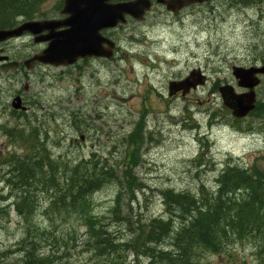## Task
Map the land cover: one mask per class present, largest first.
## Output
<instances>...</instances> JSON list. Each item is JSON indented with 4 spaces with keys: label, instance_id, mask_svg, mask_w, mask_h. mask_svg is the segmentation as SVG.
<instances>
[{
    "label": "rangeland",
    "instance_id": "rangeland-1",
    "mask_svg": "<svg viewBox=\"0 0 264 264\" xmlns=\"http://www.w3.org/2000/svg\"><path fill=\"white\" fill-rule=\"evenodd\" d=\"M61 1L42 4L41 19L58 17ZM107 35L116 44L108 62L0 71V158L20 152L5 130L31 126L42 134L52 156L62 162L72 165L93 158L116 166L123 158L129 133L137 123L145 126L134 169L142 186L132 200L123 195L115 213L117 184L92 194L85 210L61 217L45 214L46 196L38 194L35 218L29 226L51 239L65 240V245L59 242L60 248L43 249L45 255L52 253V264H110L113 259H108L107 252L98 255L88 244L87 218H94L110 240L125 243L141 225L165 215L162 191L197 195L202 185L212 191L227 160L244 167L262 163L264 158V116L251 113L242 120L232 118L218 92V87L229 85L236 94L243 93L232 68L259 66L264 60L262 0H210L177 16L153 3L142 21L127 19ZM0 48L9 57L25 59L45 45L23 36ZM192 69L205 75V85L185 92V97L174 90L168 94L169 81L184 79ZM17 92L32 102V110L13 118L10 102ZM255 93L256 105L263 107L264 77ZM5 172L0 164V209L9 211L8 219L0 215V253L5 254L0 263L14 264L17 253L8 251L16 249L23 223L13 209L14 192H18L6 185ZM255 249L251 240H245L219 255L206 254L203 261L259 264ZM110 256L121 258L117 264L135 263V255L123 248ZM140 261L146 262L144 257Z\"/></svg>",
    "mask_w": 264,
    "mask_h": 264
},
{
    "label": "trees",
    "instance_id": "trees-1",
    "mask_svg": "<svg viewBox=\"0 0 264 264\" xmlns=\"http://www.w3.org/2000/svg\"><path fill=\"white\" fill-rule=\"evenodd\" d=\"M46 1L0 0V29L14 27L19 19L43 18L39 16L40 8ZM256 107L255 113L262 118L264 106ZM4 134L20 151L0 158L6 169V185L18 192H14L13 209L23 223L16 249L8 251L17 253L14 264H52V253L45 255L43 249L60 248L59 242L65 245L62 237L51 239L44 231L29 226L35 218L38 194L46 196L48 206L44 213L61 217L85 210L92 194L108 184H117L112 209L115 213L119 199L123 195L134 199V193L142 186L134 171L143 140L140 123L129 133L123 158L116 166L101 164L93 158L72 165L62 162L52 156L42 134L31 126L5 130ZM261 160L262 163L254 162L246 168L226 163L215 180L214 191L204 189V185L197 195L162 191L166 217L141 225L125 243L110 240L94 218H87L88 244L98 255L107 252L108 259H113L110 264L121 262L120 257L110 256L119 248L133 253L135 264H208L209 261H203L206 254L219 255L228 246L251 240L259 264H264V158ZM0 215L8 219L9 211L1 208ZM0 257L4 262L5 254L0 253ZM141 257L145 263L139 260Z\"/></svg>",
    "mask_w": 264,
    "mask_h": 264
},
{
    "label": "water",
    "instance_id": "water-1",
    "mask_svg": "<svg viewBox=\"0 0 264 264\" xmlns=\"http://www.w3.org/2000/svg\"><path fill=\"white\" fill-rule=\"evenodd\" d=\"M65 0L61 13L67 15L64 20H40L27 21L13 29L0 30V43L12 38H19L27 33L34 37V43H47V46L39 54L34 55L27 62V69L34 62L54 67L71 66L78 59L87 57L110 58L114 43L104 39L100 35L103 29H113L125 24V16L141 21L143 15L150 8L149 0ZM207 0H155L157 4L165 5L168 11L174 14L185 6L201 4ZM107 48H103V44ZM6 58H1L0 61ZM29 64V65H28ZM16 63H10L6 67L14 70ZM232 74L238 80L237 85L247 89L244 94H235L230 86L219 89L223 104L235 118H242L254 109V88L260 83L257 75H264V65L260 68H233ZM196 77V78H195ZM198 76L190 78L178 84H170L169 94L172 91L183 89L184 93L189 88H195L203 83ZM21 105L19 97L12 101V108L18 109ZM25 110V109H23Z\"/></svg>",
    "mask_w": 264,
    "mask_h": 264
},
{
    "label": "flooded vegetation",
    "instance_id": "flooded-vegetation-1",
    "mask_svg": "<svg viewBox=\"0 0 264 264\" xmlns=\"http://www.w3.org/2000/svg\"><path fill=\"white\" fill-rule=\"evenodd\" d=\"M64 1L65 0H62V5H63V3H64ZM151 1V3L154 1V0H150ZM115 1H109L108 3L109 4H113ZM263 2H264V0H263ZM161 7V6H160ZM161 8H164V7H161ZM189 8V7H188ZM165 9V8H164ZM187 9V7H185V8H183V9H181L180 11H178L176 14H172V15H174V16H177V15H180V13L182 12V11H184V10H186ZM166 10V9H165ZM166 12L167 13H169L167 10H166ZM149 13V12H148ZM171 14V13H170ZM67 16L66 15H63V14H61V9L58 11V17H53V18H51V19H65ZM109 30H102L101 31V35L104 37V38H106V39H108V40H112V38L111 37H109L108 35H107V32H108ZM113 41V40H112ZM103 46L104 47H106L107 45H106V43L105 44H103ZM114 53V52H113ZM36 54V53H35ZM34 54H32L31 56H33ZM31 56H29L28 58H25V59H17V58H15V57H9L8 56V54L2 49V48H0V57H7V59L5 60L6 62H4V63H2V64H0V66H6L9 62H16L17 63V67H16V69H15V71H17V72H19V71H21L23 68H24V65L26 64L27 65V61H26V59H29ZM113 58V57H112ZM111 58V59H112ZM111 59H109V60H106V59H104V58H86V59H83V60H79L76 64H75V66L76 65H79L80 63H87V62H89V61H102V62H108V61H110ZM255 64H257V62L255 61L254 62ZM260 63H264V60L262 61V62H260ZM252 67V66H251ZM14 71V72H15ZM13 73V72H12ZM26 91H27V89H25ZM13 97H19L20 98V100H21V106L22 107H25L26 108V111L27 112H24V111H21V110H19V111H15V110H12L11 111V113H13V114H15V115H18V116H23V115H25V114H27V113H29V112H31V110H32V102H30V100H26L25 99V97H24V95H23V93L22 92H17V93H15L14 94V96ZM177 97H179V96H177Z\"/></svg>",
    "mask_w": 264,
    "mask_h": 264
},
{
    "label": "bare ground",
    "instance_id": "bare-ground-1",
    "mask_svg": "<svg viewBox=\"0 0 264 264\" xmlns=\"http://www.w3.org/2000/svg\"><path fill=\"white\" fill-rule=\"evenodd\" d=\"M218 178V177H217ZM202 185V184H201ZM204 192V191H203ZM209 193V192H208ZM229 193V192H228ZM193 199V198H192ZM229 199V198H228ZM226 204V203H225ZM225 208V207H224ZM226 212V211H225ZM172 214V213H171ZM176 215V214H175ZM191 220V219H190ZM166 221V220H165ZM161 222V221H160ZM164 222V221H163ZM172 223V222H171ZM170 223V224H171ZM168 234V233H167ZM165 238V237H164ZM194 239V238H193ZM149 255V254H148ZM152 255V254H151ZM39 256V255H38ZM137 262V261H136ZM135 264V263H134ZM139 264V263H138ZM141 264V263H140ZM148 264V263H147Z\"/></svg>",
    "mask_w": 264,
    "mask_h": 264
}]
</instances>
